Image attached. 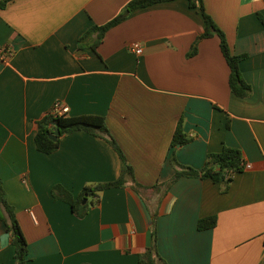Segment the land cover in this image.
Wrapping results in <instances>:
<instances>
[{
    "label": "crops",
    "instance_id": "crops-1",
    "mask_svg": "<svg viewBox=\"0 0 264 264\" xmlns=\"http://www.w3.org/2000/svg\"><path fill=\"white\" fill-rule=\"evenodd\" d=\"M131 1L11 0L0 8V46L13 50L9 59L0 55V178L28 241L27 264H139L157 203V248L168 264H264V0H203L232 52L247 55L240 69L253 89L248 98L230 90L219 37L200 39L199 8L173 0L129 12ZM120 14L125 19L96 50L79 47L88 30ZM57 101L69 116H104L141 185L129 180L100 192L84 218L55 199L53 187L77 199L86 187L117 180L121 159L85 131L63 136L52 154L40 152L37 121ZM181 118L190 141L176 148L180 163L202 169L208 154L230 146L251 165L227 191L193 177L163 198L152 189L175 174L171 145ZM210 216L216 227L199 230ZM0 264H16L3 221Z\"/></svg>",
    "mask_w": 264,
    "mask_h": 264
},
{
    "label": "trees",
    "instance_id": "trees-1",
    "mask_svg": "<svg viewBox=\"0 0 264 264\" xmlns=\"http://www.w3.org/2000/svg\"><path fill=\"white\" fill-rule=\"evenodd\" d=\"M11 0H0V8H4ZM173 0H133L127 7L126 11L132 12L138 8L147 7L153 4L167 2ZM191 8H199L205 22L206 29L200 39L219 37L220 48L225 57L227 64L230 68L229 86L231 92L239 98H248L252 95V86L245 80L240 69V63L247 58V55H237L232 52L226 34L222 31L212 17L206 12L203 0H189ZM125 19L124 14H120L110 22L102 26H94L88 30L80 39L79 47H89L96 50L102 43L103 38L108 30L119 24ZM96 34L97 39L94 44L87 45L88 39ZM198 42L195 43L189 53V57L197 53ZM38 131L35 137L37 149L46 154H52L59 150L61 138L65 135L72 134L79 131H85L94 136L105 139L115 149L121 159V174L119 178L112 182L102 183L93 187H86L81 195L75 199L73 195L66 190L62 185L58 184L53 187L52 193L55 199L64 201L71 205L73 212L79 217L84 218L88 212L90 205L96 204L99 201L100 192L117 187H126L129 180L135 184L134 188L137 189L140 184L135 180L133 167L127 161L125 154L117 144L116 140L110 133L106 125V119L100 115H79V116H54L49 112L42 119L37 121ZM227 127H230L228 121ZM60 131L57 141H53L50 135L55 133L56 130ZM190 139L187 138L184 132L183 119L181 118L176 132L173 137L171 149V164L175 168V174L165 183H158L152 189L157 193H161L162 197L168 193L170 188L181 178L193 177L201 179H212L216 183L224 185L223 190L227 191L229 185L233 181L237 173L243 172L245 168V159L242 151L236 147L224 146L221 152L210 153L207 156L206 163L202 169H195L191 166L180 163L176 157V148L187 144ZM85 198H95L91 203H84ZM159 203L157 209L153 213L152 224V240L151 245L146 249V252L140 255L139 264H168L163 259L157 248V220L159 217ZM0 221L6 225V230L11 236L12 244L15 246V259L16 264H27L29 259L28 241L21 228V225L16 217L14 208L9 204L6 192L2 186L0 178ZM217 225V217L210 216L200 219L198 222V229L208 230L215 228Z\"/></svg>",
    "mask_w": 264,
    "mask_h": 264
},
{
    "label": "built area",
    "instance_id": "built-area-1",
    "mask_svg": "<svg viewBox=\"0 0 264 264\" xmlns=\"http://www.w3.org/2000/svg\"><path fill=\"white\" fill-rule=\"evenodd\" d=\"M129 49L137 54V55H142L144 52V48L140 42H132L129 44ZM0 55L4 59H9L13 55V50L10 47H1L0 46ZM52 114L54 116H62V115H67L69 113V107L62 103L61 101H57L53 108H52ZM246 169H250L251 165L250 164H245Z\"/></svg>",
    "mask_w": 264,
    "mask_h": 264
},
{
    "label": "water",
    "instance_id": "water-1",
    "mask_svg": "<svg viewBox=\"0 0 264 264\" xmlns=\"http://www.w3.org/2000/svg\"><path fill=\"white\" fill-rule=\"evenodd\" d=\"M60 135V131L57 129L55 131V133L51 134L50 135V138L53 140V141H57L58 140V137ZM87 199L84 200V202H86Z\"/></svg>",
    "mask_w": 264,
    "mask_h": 264
},
{
    "label": "rangeland",
    "instance_id": "rangeland-1",
    "mask_svg": "<svg viewBox=\"0 0 264 264\" xmlns=\"http://www.w3.org/2000/svg\"><path fill=\"white\" fill-rule=\"evenodd\" d=\"M218 26V25H217ZM219 27V26H218Z\"/></svg>",
    "mask_w": 264,
    "mask_h": 264
}]
</instances>
